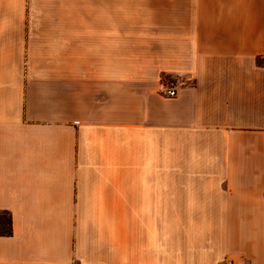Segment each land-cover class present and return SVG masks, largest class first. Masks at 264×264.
<instances>
[{"label":"crops","instance_id":"crops-1","mask_svg":"<svg viewBox=\"0 0 264 264\" xmlns=\"http://www.w3.org/2000/svg\"><path fill=\"white\" fill-rule=\"evenodd\" d=\"M4 211L0 264H264V0H0Z\"/></svg>","mask_w":264,"mask_h":264},{"label":"built area","instance_id":"built-area-1","mask_svg":"<svg viewBox=\"0 0 264 264\" xmlns=\"http://www.w3.org/2000/svg\"><path fill=\"white\" fill-rule=\"evenodd\" d=\"M180 82L162 77L157 85L156 92L163 98L172 99L177 97ZM225 264H236L232 259L226 261Z\"/></svg>","mask_w":264,"mask_h":264},{"label":"trees","instance_id":"trees-1","mask_svg":"<svg viewBox=\"0 0 264 264\" xmlns=\"http://www.w3.org/2000/svg\"><path fill=\"white\" fill-rule=\"evenodd\" d=\"M11 216L8 212H0V236H11Z\"/></svg>","mask_w":264,"mask_h":264}]
</instances>
